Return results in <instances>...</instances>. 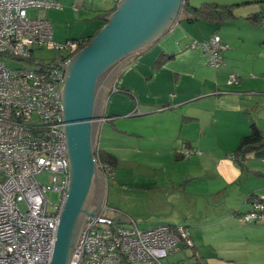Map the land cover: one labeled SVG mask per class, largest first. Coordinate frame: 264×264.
Masks as SVG:
<instances>
[{"label":"crops","instance_id":"0c3cea01","mask_svg":"<svg viewBox=\"0 0 264 264\" xmlns=\"http://www.w3.org/2000/svg\"><path fill=\"white\" fill-rule=\"evenodd\" d=\"M53 1L62 8L47 9L43 15L52 24L58 42H63L92 36L101 26L94 16L113 9L122 0H75L76 11L84 12L82 18L91 26L74 31L72 24L67 25L70 17L64 15L70 13V6L63 5L62 0ZM210 1L242 5L236 8V18L211 23L189 21L182 4L169 28L140 50L146 49L137 59H128L113 84L102 85L96 109L101 120L95 124L97 132L102 129L105 144L101 147L97 133L94 149L98 146L114 153L117 166L130 160L128 153L141 166L149 156L150 167L155 170L147 185L144 182L148 181L142 180L144 174L139 180L140 186L151 189L148 202L153 209L145 216V227L185 225L195 240V252L199 256L205 252L206 264H237L220 257L215 245L205 243L208 227L218 221L205 226L201 221L188 223L197 210L222 219L228 210L235 216L251 210V197L264 199V146L251 152L243 165L234 156L241 139L251 132L252 123L264 132V18L262 26L246 18L261 10L264 0H201L194 6ZM79 18L76 15L73 24ZM62 24L68 27L63 30ZM215 33L230 46L224 54L225 63L219 67L210 64L209 55L200 46H192L195 40ZM233 73L238 83L229 82ZM115 84L131 89L134 97L110 95V87ZM115 139H120L118 144ZM184 146L202 154L185 157ZM105 179L104 174V184ZM111 217L128 222L126 217L120 218L121 213ZM248 224H252L253 234L258 227L264 230V213ZM250 262L264 264V259Z\"/></svg>","mask_w":264,"mask_h":264},{"label":"built area","instance_id":"2783aa9c","mask_svg":"<svg viewBox=\"0 0 264 264\" xmlns=\"http://www.w3.org/2000/svg\"><path fill=\"white\" fill-rule=\"evenodd\" d=\"M50 8L62 6L53 0H0V264H51L69 194L64 106L58 95L80 41L54 39L52 24L43 15ZM192 46H200L215 67L225 63L230 47L218 33ZM43 48L55 49L57 57L38 58L36 51ZM229 82L238 83L237 75L231 74ZM182 153L202 154L187 146ZM101 167L105 176H112L110 167ZM44 174H50V183L39 178ZM52 191L60 193L57 202L49 198ZM107 208L101 204L88 215L70 264H166L163 260L171 253L195 246L186 226L127 228L106 215ZM263 212L264 203L256 201L244 220H258Z\"/></svg>","mask_w":264,"mask_h":264},{"label":"water","instance_id":"95a60500","mask_svg":"<svg viewBox=\"0 0 264 264\" xmlns=\"http://www.w3.org/2000/svg\"><path fill=\"white\" fill-rule=\"evenodd\" d=\"M181 5V0H122L92 42L69 62L67 69L71 67L67 77L66 69L63 80L65 86L58 95L64 106L61 130L66 133L69 194L51 264H70L80 234L73 248L74 239L83 226L80 220L86 212L96 170L100 168L93 152L92 133L93 123L101 120L96 114L97 88L104 80L99 84L101 76L161 36L173 23ZM92 214L91 210L88 215Z\"/></svg>","mask_w":264,"mask_h":264},{"label":"rangeland","instance_id":"374dc122","mask_svg":"<svg viewBox=\"0 0 264 264\" xmlns=\"http://www.w3.org/2000/svg\"><path fill=\"white\" fill-rule=\"evenodd\" d=\"M62 1H63L62 2L63 5L68 4L71 8L70 13L64 15L70 17V23H68L67 25L72 24L71 26V29H73L72 31H74L75 29L79 30L81 27L84 26H86L87 28L91 26L90 22L87 23L86 20L82 18L84 17L83 14L84 12L79 13L76 11L77 8L73 5L75 3V0H62ZM200 1L201 0H190V3L192 5H195L200 3ZM181 3L183 4V0H181ZM105 5L107 4L105 3ZM53 10H57V9H53ZM81 10L84 11L85 9H81ZM30 14L33 17L37 16V10H31ZM76 15H78V17H81L79 18L81 20L76 21L73 24L74 22L73 19ZM60 18L62 20V16ZM61 27H63V30H65L64 27H68V26H63L62 24ZM54 39L58 41L55 35H54ZM57 54L58 53L55 49H50V48L38 49L36 51L37 57L43 60L54 59L57 57ZM125 58H123L122 60H124ZM29 61L30 63L28 64L30 66L32 67L35 66L31 62V60ZM11 64L12 66H17V62H13ZM112 70H115V66L112 68ZM102 85L103 82L98 87L99 98H100L99 91L101 90ZM108 126L109 125L107 124V127ZM102 134L103 131L102 129H100L98 132V139L99 137L102 139ZM119 140L120 139L117 140L115 139V144H118ZM101 141H102L101 147H104L105 138H103ZM127 156L129 157L130 160H128L127 162H121V164L117 167V169H115V171L113 170L112 176L110 177L106 176L105 184L103 186L104 195H103L102 205L103 206L107 205L109 207L108 209L105 210L106 215L114 216L115 214L121 213L124 217H126V219L129 221L122 223V225H124L125 227L134 228L135 226H138L140 229H148L147 227H145L146 223H143V221L145 219V216L148 213H150L151 210L153 209L151 203L148 202V200L150 199L149 194L151 192V189L147 188L148 186H144L143 184H142L143 186H140L139 180H140V175L144 174L145 178L142 180H147L148 182H144L147 185L151 177L150 173L155 169L150 167L151 165L149 164V156H145L147 161L144 163L145 165L143 166L135 164L136 162H134L132 159L134 155L128 153ZM210 171L211 173H213L212 170ZM133 177H135L134 182H133L134 179ZM39 178L45 182L48 183L51 182L50 174H44L43 176H39ZM59 197H60L59 192L52 191L49 193V198L51 202H57L59 200ZM201 197L202 196H199V199ZM145 198H147L146 199L147 201H145ZM199 205L202 206V203H199ZM51 207H53L52 203L50 204V208ZM97 210L98 209L92 210V212H95ZM197 211L198 212L196 213V215L191 216V220H190L191 222L188 223L189 225L191 224L195 225L197 224L198 221H201L202 223L201 225L205 226L206 223L208 222L211 223L213 220L218 221L217 223L211 224L212 227H208L209 232H207L206 234L205 243L215 245L217 247L216 253H218L220 257L231 262L234 261L237 264H252L250 261L264 259V255H263L264 230L258 227V229L256 230L257 233L253 234L250 231L252 224H248V222L244 220V215L237 214L235 216L234 213L231 214V211L228 210L227 211L228 213L226 212L227 213L226 215L225 213L222 214L224 218L215 219L217 218L214 216L215 214L213 215L212 213H208L205 210H203L202 212L199 210ZM204 211H205V216L203 218L202 213ZM208 215H213L215 218H211ZM199 218L202 220H199ZM178 219L181 220L180 218ZM199 249H203V247ZM192 252L193 249L191 247L184 246L181 250L171 253L167 258L163 260V262L168 263L174 260L173 264H175L177 263V261L182 259V264H194L195 258L194 256H192L193 255ZM204 253L205 252L201 251V255L205 259L206 255ZM140 264H147V262H142Z\"/></svg>","mask_w":264,"mask_h":264},{"label":"trees","instance_id":"16d2710c","mask_svg":"<svg viewBox=\"0 0 264 264\" xmlns=\"http://www.w3.org/2000/svg\"><path fill=\"white\" fill-rule=\"evenodd\" d=\"M240 5H242V3L225 4V3L210 1V2H203L199 6H194L190 3V0H183V10L187 13L188 16L187 19L191 22L205 21L211 23H223L232 20L237 17L235 11L236 8L239 7ZM117 6L118 5L116 4V6L113 9L107 10L103 13H99L96 16H94L95 20L101 21V26L92 36H89L87 38L83 37V38L70 39V40L80 41V46L73 56H76L83 48L87 47L92 42V40L101 30V28L108 22L109 16H111V14H113L116 11ZM246 18L251 23L258 26H262L263 18H264V5L261 10L250 13ZM145 50L129 55L124 60H121L120 63L115 64V70L110 71L109 74L105 72V74L101 78V81L105 79L103 81V84L104 83L107 84V82H111L113 84L114 81L118 78L121 70L123 69V66L129 63L127 60L129 59L131 62L133 59H137ZM159 63L161 62H158V65ZM112 93H122L134 97V94L131 89L119 87L116 84L113 87L112 85L110 87L109 94L111 95ZM263 146H264V132L261 130L258 124L254 122L251 124V132L248 135L244 136L239 142L238 147L234 152V156L243 165V163L246 161L248 155L251 152L260 149ZM94 150H95L94 154L97 157L98 162L101 165H107L108 167H110L113 173V170L115 171V169H117L118 167L117 166L118 157L114 153L104 148H100L98 146H96ZM250 201H252V203L256 201H260L264 203V199L258 196L251 197ZM249 211L243 213L242 215L248 213ZM172 226H179V225H172ZM191 248L193 249L192 256H194L195 258L194 264H206V260L202 256H199L197 252H195L194 250L195 246ZM176 264H182V261H178Z\"/></svg>","mask_w":264,"mask_h":264},{"label":"flooded vegetation","instance_id":"af4514ba","mask_svg":"<svg viewBox=\"0 0 264 264\" xmlns=\"http://www.w3.org/2000/svg\"><path fill=\"white\" fill-rule=\"evenodd\" d=\"M71 65L68 67L67 72H66V77L69 73ZM105 74V73H104ZM103 74V75H104ZM102 75V76H103ZM101 76V78H102ZM101 78H100V82L101 83ZM97 96H96V109L100 106V98L98 97V88H97ZM96 123V122H95ZM93 124V133H92V147H93V152H94V144H95V139L97 137V126L96 124ZM100 164V163H99ZM104 184V171L100 165V168L98 167V169L96 170L95 173V177H94V182H93V188H92V192H91V196L89 198V201L85 207L86 212L83 213V216L81 217L80 223L83 222V224L85 223L87 217H88V213L91 210H95L98 209L101 206V201H102V195H103V185ZM81 227V224H79V228ZM83 227V226H82ZM82 230V228H81ZM80 229H78L77 234L75 236L74 239V244H73V248L78 240L79 234L81 232ZM72 248V250H73Z\"/></svg>","mask_w":264,"mask_h":264}]
</instances>
